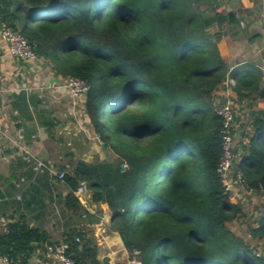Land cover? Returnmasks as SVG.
I'll list each match as a JSON object with an SVG mask.
<instances>
[{
    "label": "trees",
    "instance_id": "1",
    "mask_svg": "<svg viewBox=\"0 0 264 264\" xmlns=\"http://www.w3.org/2000/svg\"><path fill=\"white\" fill-rule=\"evenodd\" d=\"M224 21L234 15L208 18L198 0H0V26L21 33L56 76L86 83L84 116L120 159L71 164L59 180L68 188L66 210L81 209L74 192L84 184L94 203L108 205L112 231L140 264H264L229 229L242 207L224 194L216 172L215 91L232 78L238 98L264 101L262 70L244 64L229 71L222 58L209 28ZM19 99L20 111L28 101L38 112L35 93ZM37 123L49 134L55 126ZM249 131L234 149L233 172L260 194L264 110L250 113ZM255 224L251 237L264 239V216ZM46 242L45 231L12 224L0 234V255L27 264L22 255ZM63 242L74 264H109L81 232H67Z\"/></svg>",
    "mask_w": 264,
    "mask_h": 264
},
{
    "label": "crops",
    "instance_id": "2",
    "mask_svg": "<svg viewBox=\"0 0 264 264\" xmlns=\"http://www.w3.org/2000/svg\"><path fill=\"white\" fill-rule=\"evenodd\" d=\"M198 9L208 18L217 14L234 15L232 22L224 21L221 25L213 23L209 32L216 41L229 71L244 64H255L263 72L261 85L264 86V0H198ZM37 63L31 69L6 56L5 45L0 41V87H8L9 91L0 99V120L11 137L8 142L0 140V234L6 233L12 224H25L29 228L48 234L51 243L46 242L42 247L36 246L27 258L22 255L27 264H54L46 257L45 246L63 242L64 235L72 231L81 232L91 240L97 247L99 261L129 264L133 255L125 249L120 235L112 231L113 213L107 204L94 203L90 191L85 188L79 197L81 209L76 213L66 210L64 198L68 188L60 182L56 189L53 181L57 179L55 173H68L66 169H70L72 163L64 160L65 156H59L57 161L54 157L49 159L47 150L50 141L45 138L36 140L37 135H41L40 130L44 136L47 132L38 125L29 102H26L29 108L19 110L20 95H31L35 92L33 88L39 81L38 74L45 68L51 71L46 66L42 68L44 66H40V60ZM33 74L35 77L30 78ZM22 85H28L33 90L14 91ZM215 93L219 98H229L237 102V105H247L249 114L252 111L264 110V101L256 100L255 95L238 98L234 90L225 83ZM6 108L11 112L9 121H6ZM17 134L22 136L21 140L15 137ZM245 141L243 139V142ZM47 159L50 160L48 163ZM39 160L47 166L46 169L36 168V162ZM82 160L88 162L87 159ZM242 190L247 195L251 194ZM255 195L257 200L264 199V193ZM16 264L22 263L18 260Z\"/></svg>",
    "mask_w": 264,
    "mask_h": 264
},
{
    "label": "rangeland",
    "instance_id": "3",
    "mask_svg": "<svg viewBox=\"0 0 264 264\" xmlns=\"http://www.w3.org/2000/svg\"><path fill=\"white\" fill-rule=\"evenodd\" d=\"M40 63V66L43 65L44 67L42 68H45V63L41 60ZM34 77V74L30 76V78ZM38 78L39 81H37L36 88H33V91H35L33 93L38 96L40 95V97H38L39 101L37 100L36 102L38 112H34V114L37 120L49 119L55 125L51 129L50 134L47 133L46 136L40 130L41 135H37L36 139L37 141H41L45 138L46 141H50V147L47 150L48 158L53 159L51 157H54L56 159L55 161H57L59 156H65L66 159L64 160L70 161L72 164L82 159H87L89 163L119 162L120 159L117 155L103 145L91 129L89 122H87L83 113L84 97L81 96L82 98L76 100L71 99L68 91L61 87V84L66 78L56 76L52 70L48 71L46 68L41 74H38ZM227 100L232 103L236 110L235 147L237 146L239 148L240 135H244L249 128L250 114L247 105H237V102L229 98ZM6 113V121H9L11 117L9 108H6ZM39 148L42 149L41 146ZM68 155H71V159L67 157ZM49 161L47 159L46 163ZM122 169L124 170L125 167L122 166ZM66 171H69V169H66ZM59 183L58 179L53 181L56 189ZM255 197V194L251 193L247 195L240 188L238 189L237 194L230 199L232 200L231 202L239 204L242 207V214L236 221L229 223L228 227L235 235L250 245L258 256L264 257V239L252 238L250 234L251 229L256 227L255 223L261 216L260 213L264 214V199L257 200Z\"/></svg>",
    "mask_w": 264,
    "mask_h": 264
},
{
    "label": "built area",
    "instance_id": "4",
    "mask_svg": "<svg viewBox=\"0 0 264 264\" xmlns=\"http://www.w3.org/2000/svg\"><path fill=\"white\" fill-rule=\"evenodd\" d=\"M0 41L5 45V55L13 58L18 62H21L27 68L32 69L39 60L35 53L34 47L29 43V41L21 33L14 31L9 27L0 26ZM224 83L227 87L230 88H233L235 86V81L232 78H228ZM36 86L37 84L34 86V88H36ZM61 87L68 91L71 99L75 100L84 97L88 89L86 83L77 78H66L61 84ZM13 90L14 89H12V91ZM29 90L33 89H30L28 85H22L16 87L14 91L19 92ZM8 92V87H0V99ZM215 94L216 93H214V106L215 112L221 120V128L219 134L222 146V155L218 163L216 172L218 174L224 194L227 195L230 199L237 194L239 188L241 189V191H243L242 189H244L245 192L249 193H253V191L245 185L244 178L240 171L233 172L234 162L236 161V157L234 154L236 145V110L234 109V106L231 102H229L227 99L219 98L218 94ZM15 137L18 140L22 139V136L19 134H17ZM10 139L11 137L7 133L5 124L0 120V140L8 142V140ZM26 160L29 161L30 159L26 158ZM36 168L41 170L43 168L46 169L47 166H45L42 160H39L36 162ZM54 176L58 180H62L65 176V172L55 173ZM84 189V184H82L74 192V195L78 200L80 199L79 197ZM75 242L79 243L80 238L76 237ZM45 249L46 257L52 260L54 264H74L72 258L67 254V251L69 250L68 243L60 242L47 244L45 246ZM137 255L138 252L134 251L133 258L131 259L130 264H140V262L136 259ZM0 264H10V261L7 257L0 255Z\"/></svg>",
    "mask_w": 264,
    "mask_h": 264
}]
</instances>
